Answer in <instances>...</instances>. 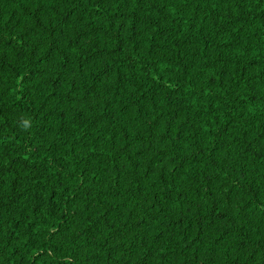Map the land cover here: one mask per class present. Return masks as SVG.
<instances>
[{
  "label": "trees",
  "instance_id": "1",
  "mask_svg": "<svg viewBox=\"0 0 264 264\" xmlns=\"http://www.w3.org/2000/svg\"><path fill=\"white\" fill-rule=\"evenodd\" d=\"M0 264H264V0H0Z\"/></svg>",
  "mask_w": 264,
  "mask_h": 264
}]
</instances>
